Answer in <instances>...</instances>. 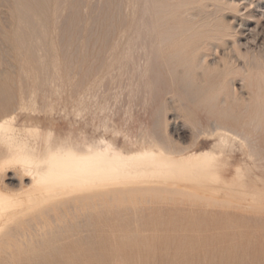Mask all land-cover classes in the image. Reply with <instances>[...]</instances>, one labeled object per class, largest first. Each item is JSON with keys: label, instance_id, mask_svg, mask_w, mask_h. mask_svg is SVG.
I'll list each match as a JSON object with an SVG mask.
<instances>
[{"label": "rangeland", "instance_id": "rangeland-1", "mask_svg": "<svg viewBox=\"0 0 264 264\" xmlns=\"http://www.w3.org/2000/svg\"><path fill=\"white\" fill-rule=\"evenodd\" d=\"M0 30V119L14 110L31 142L50 133L86 153L102 139L131 150L156 135L198 151L214 142L202 132L214 122L241 126L258 104L264 117V0H0ZM256 133L264 148V125ZM247 152L235 159L264 191V163ZM6 170L0 187L19 189ZM176 196L99 220L71 215L0 249V264H264V200Z\"/></svg>", "mask_w": 264, "mask_h": 264}, {"label": "bare ground", "instance_id": "bare-ground-1", "mask_svg": "<svg viewBox=\"0 0 264 264\" xmlns=\"http://www.w3.org/2000/svg\"><path fill=\"white\" fill-rule=\"evenodd\" d=\"M145 11L142 10V15ZM157 11L163 12L164 9L159 7ZM169 38V33L163 32L158 36L155 45L160 47ZM179 54L172 55L175 57ZM14 112L5 113L0 119V142L6 148L5 154L0 157V171L12 168L21 178L20 187L15 191L0 187L2 250L10 244L14 246L13 242L17 239L29 238L30 233L34 234L43 227L49 229L51 225H55V228L60 226L70 220L71 215L87 216L95 213L99 220L102 214L118 213L123 208L139 209L138 203L150 204L156 197L162 199L180 195L190 198L189 200H203L201 204L207 201L220 205L226 202L230 205L234 200L218 198L215 193H225L228 197L239 193L241 198L252 193L257 201L264 200V191L255 188V179L249 175L250 167L235 159L236 151L247 148L250 160L264 163V148L256 133L264 125L261 104H258L256 112L241 126L213 121L214 127L202 132L214 142L209 148L198 151L193 149L195 145L179 147L168 137L160 138L156 135H147L144 142L141 141L142 136L138 137L143 144L131 150L121 149V146L116 145L118 143H114L116 141L102 139L99 140L101 148H97L99 146L96 144L94 151L79 153L61 144L55 145L50 139V133L45 136L41 145L40 142L30 141V136L35 133L21 131L18 129L20 126L16 127ZM246 126H252L255 131L246 130ZM22 136L27 138L23 139ZM232 168L234 176L230 179L227 175ZM4 174L5 172L2 175Z\"/></svg>", "mask_w": 264, "mask_h": 264}]
</instances>
